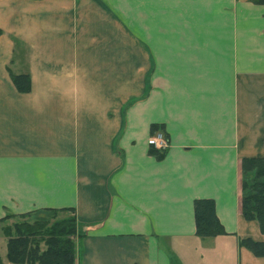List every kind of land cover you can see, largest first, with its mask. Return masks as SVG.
I'll use <instances>...</instances> for the list:
<instances>
[{"label":"crops","instance_id":"1","mask_svg":"<svg viewBox=\"0 0 264 264\" xmlns=\"http://www.w3.org/2000/svg\"><path fill=\"white\" fill-rule=\"evenodd\" d=\"M0 27V218L75 208L76 264H264L239 244L264 241L241 212V159L264 156V4L0 0ZM197 198L226 234L196 235Z\"/></svg>","mask_w":264,"mask_h":264},{"label":"trees","instance_id":"2","mask_svg":"<svg viewBox=\"0 0 264 264\" xmlns=\"http://www.w3.org/2000/svg\"><path fill=\"white\" fill-rule=\"evenodd\" d=\"M264 4V0H252ZM3 33L0 27V35ZM13 56L8 71L20 92L31 89L28 58L29 46L14 37ZM20 65L15 71L12 65ZM163 126L151 125V134ZM165 134V133H164ZM167 138V135H165ZM167 148L150 145L149 152L156 158L164 157ZM60 216L61 213H66ZM241 212L245 219L256 220L264 234V156H245L241 159ZM196 235L200 238L226 234L216 213L212 198L194 200ZM10 218H16L7 223ZM0 231L7 237L6 261L0 264H76V240L80 236L75 208L43 207L24 213H10L0 218ZM240 246L256 256H264V241L251 237L239 239Z\"/></svg>","mask_w":264,"mask_h":264},{"label":"built area","instance_id":"3","mask_svg":"<svg viewBox=\"0 0 264 264\" xmlns=\"http://www.w3.org/2000/svg\"><path fill=\"white\" fill-rule=\"evenodd\" d=\"M147 142L149 145H153L159 149L167 148L169 143L163 131H157L151 134Z\"/></svg>","mask_w":264,"mask_h":264},{"label":"rangeland","instance_id":"4","mask_svg":"<svg viewBox=\"0 0 264 264\" xmlns=\"http://www.w3.org/2000/svg\"><path fill=\"white\" fill-rule=\"evenodd\" d=\"M131 1V0H129ZM126 14V13H125ZM129 17H131V14L128 13ZM15 69L18 70V68L15 66ZM69 212L66 213H61L60 216H63L65 214H68ZM16 218H10L7 223H11L15 220ZM4 223L0 224L3 225ZM6 248H7V237L0 231V255L2 256V259L6 261Z\"/></svg>","mask_w":264,"mask_h":264}]
</instances>
